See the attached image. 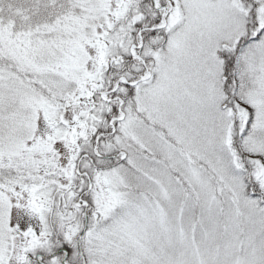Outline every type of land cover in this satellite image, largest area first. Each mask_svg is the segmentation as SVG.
<instances>
[{"label": "snow or ice", "instance_id": "1", "mask_svg": "<svg viewBox=\"0 0 264 264\" xmlns=\"http://www.w3.org/2000/svg\"><path fill=\"white\" fill-rule=\"evenodd\" d=\"M0 264H264V0H0Z\"/></svg>", "mask_w": 264, "mask_h": 264}]
</instances>
